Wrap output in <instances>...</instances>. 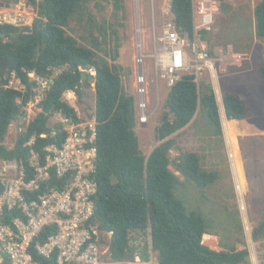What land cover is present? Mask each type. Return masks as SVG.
Wrapping results in <instances>:
<instances>
[{
	"label": "trees",
	"instance_id": "trees-1",
	"mask_svg": "<svg viewBox=\"0 0 264 264\" xmlns=\"http://www.w3.org/2000/svg\"><path fill=\"white\" fill-rule=\"evenodd\" d=\"M18 0H8V3ZM97 0H27L36 10L38 18L29 26L0 25V159L22 162L29 166L31 151L44 162L49 145L61 147L66 133L62 125H50L57 112L77 119L73 108L62 101L65 91L76 90L84 101L80 68H94L97 72L95 86V118L97 121V170L94 179L98 190L93 200L95 213L92 223L102 233H113L109 242L110 254L115 262L134 260L137 255L148 259V250L139 251L132 243L131 234L149 232L152 250L159 264H248V251L231 247L216 251L203 244L212 224L196 211L189 210L176 197L183 185L171 169L200 189L220 180L216 171L202 166V157L196 152L182 153L176 161L170 157L175 146L171 136L187 127L199 109L223 134L219 105L212 84L195 81V76L184 75L168 93L166 111L155 128L159 142L149 156L140 148L136 132L135 101L124 90L121 71L116 64L120 44L116 36L113 63L97 53L101 51L98 39L93 50L79 45L66 28L74 16ZM116 11L124 10L125 0H112ZM222 8L225 0H216ZM171 13L179 33L194 38L193 0H172ZM256 31L263 41V64L258 69L264 78V0L255 9ZM206 31L200 32L205 39ZM55 69H65L53 79L51 88L40 104L41 112L31 119L15 146L8 148L6 138L10 126L24 115L23 107L34 97L35 82L30 73L48 77ZM13 76L22 88L12 87ZM223 104L227 120L243 121L250 114L248 101L234 92H224ZM92 109L87 105L85 110ZM54 133H56L54 135ZM46 135L45 138L41 137ZM35 138L32 146L28 143ZM55 182V180H54ZM2 187L0 185V194ZM15 216L6 213L4 222ZM45 230L39 242L49 236ZM256 241L264 240V220L254 231ZM40 264H57L56 255L50 259L34 254Z\"/></svg>",
	"mask_w": 264,
	"mask_h": 264
},
{
	"label": "rangeland",
	"instance_id": "rangeland-1",
	"mask_svg": "<svg viewBox=\"0 0 264 264\" xmlns=\"http://www.w3.org/2000/svg\"><path fill=\"white\" fill-rule=\"evenodd\" d=\"M154 1L156 35L161 36L163 23L173 19V15L169 17L162 14L164 0ZM261 1L225 0L224 8L219 4V12L214 16L211 30L207 32L205 39H201L212 58L216 60L223 134L216 132L215 127L199 109L187 127L171 136L175 141V146L170 152L173 161L182 153L196 152L202 157V166L205 170L216 171L220 175V180L215 184L200 189L186 181L176 171L174 165L170 166L184 182L177 189L176 197L182 200L189 210L202 214L212 224L209 239L203 237L202 242L216 251L228 250L231 247L244 250L245 223L252 229L254 235L255 229L264 220V78L258 74V69L263 64V41L257 35L255 20V9ZM5 3H8V0H0V11ZM138 15L142 27L140 37L144 53L151 55L154 52L151 0H139V7L135 0H125L123 11H116L112 0L93 1L81 14L74 16L66 28L67 33L83 47L97 51L94 48V41L98 39L101 51L97 53L106 57L109 63H113L112 57L116 48L114 31L117 32L120 48L115 63L123 68L121 75L124 90L133 96L135 104H138L139 100L135 88L136 44L139 41L136 32ZM37 18L36 12L35 20ZM144 70L148 83V97L151 101L150 109L155 108L159 102L158 110L147 125L140 126L136 123L140 148L145 156H149L159 144L155 137V128L166 111L165 103L170 88L164 79L158 77L151 57L145 59ZM55 76L56 74L54 78ZM202 81L211 82L207 75L203 76ZM11 86L22 88L15 76ZM83 90L86 103L81 102L82 108L91 105L92 110H95L96 100L90 82ZM224 92L237 93L248 101L250 114L247 119L240 123L226 119L222 104ZM38 114L34 108L31 119L36 118ZM226 122L229 123L228 136H231L229 140L233 144L232 148L224 129V126L228 128ZM57 123V118L53 117L50 125ZM22 129H27V122L21 118L10 126L6 138L8 148L15 146ZM234 147L238 165L233 170L230 154ZM1 162L0 159V166ZM237 185L240 186L242 194L237 191ZM241 207L245 209L242 210ZM131 240L141 252L148 250L151 245L149 232L133 233Z\"/></svg>",
	"mask_w": 264,
	"mask_h": 264
},
{
	"label": "built area",
	"instance_id": "built-area-1",
	"mask_svg": "<svg viewBox=\"0 0 264 264\" xmlns=\"http://www.w3.org/2000/svg\"><path fill=\"white\" fill-rule=\"evenodd\" d=\"M139 7V0H135ZM172 0H164L161 12L172 15ZM154 38V52L146 55L141 40L140 16L136 32V80L135 88L139 97L135 104L136 123L147 125L158 110L150 109L148 83L144 70L145 59L151 57L158 77L171 88L184 75L195 76L199 83L204 75L209 76L219 105V79L216 60L203 45L201 31H210L213 19L219 12L216 0H193L194 38L182 36L173 19L162 25V35L157 36L155 23V1L151 0ZM35 8L27 0L3 4L0 11V25L29 26L35 22ZM63 69H55L48 77L30 73L35 82L34 97L24 107L20 118L31 120L33 109L41 112L40 104ZM88 79L95 95L97 72L94 68H80ZM183 73V75H182ZM11 85V84H10ZM62 101L73 108L77 119L57 112L54 117L62 125L66 138L61 147L49 145L44 162L39 154L31 151L26 167L22 162L2 160L0 166V264H40L34 254L46 259L56 255L57 264H159L157 255L148 250V259L139 255L134 260L115 262L111 258L109 242L112 234L102 233L92 223L95 213L93 200L98 185L94 179L97 170V121L95 110L82 108L76 90L64 92ZM223 104V103H222ZM224 106V104H223ZM225 111V110H224ZM21 130L20 133L25 132ZM56 133H54L55 135ZM41 137L45 138L46 135ZM35 138L28 145L32 146ZM231 157V154H230ZM232 160V159H231ZM55 180V182H54ZM237 191L238 185H237ZM244 210L243 207H241ZM15 216L4 222L6 213ZM47 230L50 234L45 242L38 239ZM248 264H264V240L256 241L252 229L245 223Z\"/></svg>",
	"mask_w": 264,
	"mask_h": 264
},
{
	"label": "bare ground",
	"instance_id": "bare-ground-1",
	"mask_svg": "<svg viewBox=\"0 0 264 264\" xmlns=\"http://www.w3.org/2000/svg\"><path fill=\"white\" fill-rule=\"evenodd\" d=\"M227 121V120H226ZM234 121V120H233ZM227 125L229 124L228 122H226ZM224 129H225V132H226V135H227V138H228V141H229V144H231V148L233 147L232 145V142L229 140L231 139V136H228L229 135V125H228V128H226L224 126ZM227 129V130H226ZM236 149L235 147L231 150V159H232V162H233V170L234 168L238 165V160H237V156H236ZM236 164V165H235ZM238 183V181H237ZM239 185V184H238ZM238 190H239V194H242V192L240 191V186H238ZM243 205V204H242ZM245 209V208H244ZM206 239H209V236L208 234L204 236Z\"/></svg>",
	"mask_w": 264,
	"mask_h": 264
},
{
	"label": "water",
	"instance_id": "water-1",
	"mask_svg": "<svg viewBox=\"0 0 264 264\" xmlns=\"http://www.w3.org/2000/svg\"><path fill=\"white\" fill-rule=\"evenodd\" d=\"M82 79H83V82H86V81H88V79H92L91 77H88V76H86V75H82Z\"/></svg>",
	"mask_w": 264,
	"mask_h": 264
},
{
	"label": "crops",
	"instance_id": "crops-1",
	"mask_svg": "<svg viewBox=\"0 0 264 264\" xmlns=\"http://www.w3.org/2000/svg\"><path fill=\"white\" fill-rule=\"evenodd\" d=\"M121 66V65H120ZM227 119V118H226ZM230 122H236V120H229ZM241 121H237V123H240ZM223 126V125H222Z\"/></svg>",
	"mask_w": 264,
	"mask_h": 264
}]
</instances>
